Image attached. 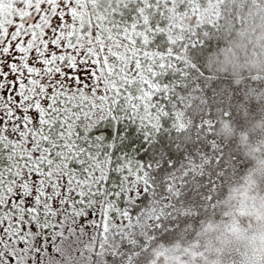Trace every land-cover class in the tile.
<instances>
[{
	"label": "snow or ice",
	"instance_id": "snow-or-ice-1",
	"mask_svg": "<svg viewBox=\"0 0 264 264\" xmlns=\"http://www.w3.org/2000/svg\"><path fill=\"white\" fill-rule=\"evenodd\" d=\"M262 32L264 0H0V264H223L264 218Z\"/></svg>",
	"mask_w": 264,
	"mask_h": 264
},
{
	"label": "trees",
	"instance_id": "trees-1",
	"mask_svg": "<svg viewBox=\"0 0 264 264\" xmlns=\"http://www.w3.org/2000/svg\"><path fill=\"white\" fill-rule=\"evenodd\" d=\"M259 26L260 22L257 21V27ZM258 35H264V32ZM233 40L235 42L234 47L238 50L236 55L240 57V59H234L233 62L242 66L244 63L243 48L246 40L243 34L234 37ZM247 42H251V37L247 38ZM260 62H264V59ZM253 175L257 183L264 180V158L258 157L255 159ZM262 241H264V218L251 216L246 220H241L240 229L225 239L223 264H244L243 254L260 247Z\"/></svg>",
	"mask_w": 264,
	"mask_h": 264
}]
</instances>
